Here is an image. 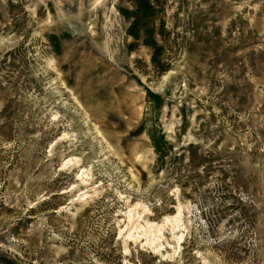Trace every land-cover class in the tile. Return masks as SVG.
<instances>
[{
	"label": "rangeland",
	"instance_id": "rangeland-1",
	"mask_svg": "<svg viewBox=\"0 0 264 264\" xmlns=\"http://www.w3.org/2000/svg\"><path fill=\"white\" fill-rule=\"evenodd\" d=\"M152 2L0 0V264H264V0Z\"/></svg>",
	"mask_w": 264,
	"mask_h": 264
},
{
	"label": "trees",
	"instance_id": "trees-1",
	"mask_svg": "<svg viewBox=\"0 0 264 264\" xmlns=\"http://www.w3.org/2000/svg\"><path fill=\"white\" fill-rule=\"evenodd\" d=\"M129 4L128 7L120 8V14L129 21V26L127 29L128 35L132 38L137 37L138 29L143 28V33L148 40H144V45L152 49V61L158 56L157 50L155 49L156 43L152 38V33L150 29L143 26V20H152L154 15L157 13L159 9L152 0H126ZM168 69L164 68L162 71L166 72ZM146 98L153 99L158 98V96L151 94L150 92L146 91ZM146 137L150 143L152 152L154 154V170L158 171L164 164L165 157L170 153L169 143L165 140L163 134L159 131L155 130H147ZM57 195H51L46 200H43L41 204L45 205L49 202L51 197ZM111 264H121V259L118 258L116 263ZM141 264V263H139Z\"/></svg>",
	"mask_w": 264,
	"mask_h": 264
}]
</instances>
